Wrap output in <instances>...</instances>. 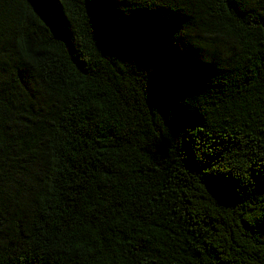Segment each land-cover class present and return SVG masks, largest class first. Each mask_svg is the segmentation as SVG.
Listing matches in <instances>:
<instances>
[{"label":"trees","instance_id":"1","mask_svg":"<svg viewBox=\"0 0 264 264\" xmlns=\"http://www.w3.org/2000/svg\"><path fill=\"white\" fill-rule=\"evenodd\" d=\"M0 264H264V0H0Z\"/></svg>","mask_w":264,"mask_h":264}]
</instances>
